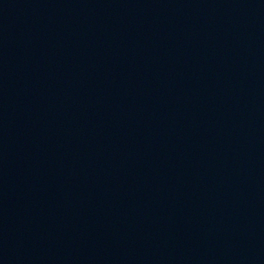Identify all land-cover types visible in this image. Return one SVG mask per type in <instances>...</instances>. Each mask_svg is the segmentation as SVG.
<instances>
[{"label":"water","instance_id":"95a60500","mask_svg":"<svg viewBox=\"0 0 264 264\" xmlns=\"http://www.w3.org/2000/svg\"><path fill=\"white\" fill-rule=\"evenodd\" d=\"M0 264H264V0H0Z\"/></svg>","mask_w":264,"mask_h":264}]
</instances>
